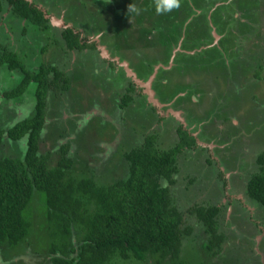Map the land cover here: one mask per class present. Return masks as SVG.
<instances>
[{"label":"rangeland","instance_id":"374dc122","mask_svg":"<svg viewBox=\"0 0 264 264\" xmlns=\"http://www.w3.org/2000/svg\"><path fill=\"white\" fill-rule=\"evenodd\" d=\"M33 1L54 18L52 25L44 30L30 25L31 30L22 31L21 21L12 18L9 6L0 0V45H11L32 70L38 63L54 64L64 73H71L73 68L80 74L79 77L72 73L74 78L70 76L67 91L56 89L46 93L45 127L39 152L50 153L48 163L56 165L60 157L58 144L68 143L69 154L74 159L68 175L92 176L100 183H107L126 173L123 153L141 144L146 134L155 132L158 147L168 148L178 142L177 130L181 126L194 137V142L178 154L175 183L170 185L173 202L183 212L181 226L191 228L182 238L180 257L187 264H264L262 210L244 195L246 176L259 168L257 154L264 150V0H200L195 10L204 17L191 22L190 15L185 19L181 9L178 18L172 16L160 26L170 27L176 18L173 22L181 25L182 39L177 45H171V41L163 44L168 60L153 61L148 75L141 74L135 68L136 63L139 57L148 56L144 51L149 44L160 42L150 35L148 39L152 41L127 43L132 48L124 42L115 47L113 41L117 38L111 35L112 26L120 21L114 18L110 8L113 5L124 8L127 2L137 4L140 0ZM140 7L146 8L143 4ZM223 8L222 15L216 14L217 9L223 11ZM55 19L73 26L81 37L95 41L97 46L86 49L87 56L68 52L60 34L64 26L55 24ZM124 24L130 34L139 26L135 15ZM118 28L121 36L119 25ZM154 32L155 37H160V32ZM169 32L174 36V29ZM181 42L190 44L185 51L193 54L189 55L192 58H209L208 65L176 69L172 55L176 50L183 51ZM43 44H47L45 50L39 48ZM211 48L219 52L208 55ZM76 56L81 63L75 65ZM108 58L115 62L108 64ZM126 67L134 72L136 79L127 74ZM21 77L19 71L0 65L1 129L32 113L33 81L18 98L3 97V91L14 87ZM131 81L132 100L120 107L119 97ZM159 81V86L164 87L167 83L183 84L175 89L183 90L161 102L154 87ZM152 104L156 109H150ZM23 143L24 139L14 141L4 135L0 156L21 157ZM42 196L41 191L33 192L25 209L30 221L28 235L13 248L0 247V264H50L48 219ZM194 205L219 208L217 232L224 237L219 251L208 252L202 247L208 234L199 219L188 211ZM71 233L73 245L79 244L81 229L73 225ZM168 263L166 258L162 264ZM106 264L156 262L151 255L144 260L114 256Z\"/></svg>","mask_w":264,"mask_h":264},{"label":"trees","instance_id":"16d2710c","mask_svg":"<svg viewBox=\"0 0 264 264\" xmlns=\"http://www.w3.org/2000/svg\"><path fill=\"white\" fill-rule=\"evenodd\" d=\"M5 1L9 4L13 17L22 19L26 25H32L33 29L44 30L50 25L43 11L33 4L34 1ZM199 1L181 0L180 8L166 14H156L150 1L140 0L137 5L143 4L149 16L150 14L153 16L147 26L142 22L144 11L140 15H135L139 25L137 37H133L128 31V26L124 24L130 17L127 6L113 7V15L120 21L112 26L111 35L117 38L114 39L113 46L117 47L122 42L126 45L135 44L136 41L149 38L150 35H153L155 41L160 42L162 46L170 41L171 45H177L181 25L173 22L174 19L170 27L160 24L171 20L172 16L180 15L181 9L185 12V19L190 15V22L203 18L204 16L195 10ZM224 8L223 11L217 9L216 14L222 15ZM213 15L211 13L210 19L214 23ZM221 15H218V19ZM118 25L122 30L121 36L117 32L120 30ZM173 29L174 36L169 32ZM154 31L160 32V37H155ZM78 36L71 27L61 31L62 42L68 49H82L88 45L81 42ZM46 47L47 44L39 46L41 50L42 48L45 50ZM181 47L189 49L190 44L181 42ZM209 50L211 51L208 55L213 51L219 52L214 48ZM189 55L193 54L181 50L174 52L172 60L176 63V69L185 70L208 65V55L207 60L202 56L197 60ZM167 58L165 50L161 57H139L137 69L141 74L148 75L153 69V61L160 59L167 62ZM210 63L212 64L213 60ZM0 65L22 74L14 87L3 91V97L18 98L30 82L35 83L32 113L4 129L0 128V144L4 135L14 141L24 139L21 157L0 156V247L13 248L26 239L30 221L25 209L33 192L41 191L48 219L50 264H106L114 256L144 260L150 255L155 257L156 264H162L166 258L169 259L168 264H187L180 257V246L183 236L188 234L191 228L181 226L183 212L173 202L170 185L175 183V174L178 170L177 156L183 147L194 142V137L179 126L178 142L168 148H160L157 144V135L150 132L144 136L141 144L123 153L127 161V171L123 176L107 183H100L92 176H70L68 171L72 168L74 159L69 154L68 143L58 144L60 157L56 165L48 163L50 156L48 151L43 154L39 152V142L42 140L45 127L46 92L68 89L70 79L54 64L38 63L36 69H30V64L25 62L19 52L6 43L0 45ZM159 83L161 82L154 83V87L161 102L168 101L183 90H175L177 86L181 87L183 84L167 83L164 87L159 86ZM126 88L119 97L120 107L127 106L132 100L130 90L134 89L133 82L128 83ZM151 108L156 109L153 104ZM256 161L259 168L249 175L244 191L247 199L261 208L264 219V150L257 154ZM218 209L215 205H194L188 208V211L199 219L208 234L207 241L202 246L208 252L219 251L224 239L223 234L217 232ZM73 225L82 231L80 242L76 245H73L70 239Z\"/></svg>","mask_w":264,"mask_h":264},{"label":"flooded vegetation","instance_id":"af4514ba","mask_svg":"<svg viewBox=\"0 0 264 264\" xmlns=\"http://www.w3.org/2000/svg\"><path fill=\"white\" fill-rule=\"evenodd\" d=\"M5 1V0H4ZM30 1H33V0H30ZM115 1H117V0H115ZM6 2V1H5ZM7 3V2H6ZM33 4H35V5H37L38 6V4H37V2H35L34 1V3ZM8 6H9V4H7ZM114 6V5H113ZM113 6L110 8L111 9V11L113 10L112 8H113ZM117 6V5H116ZM116 6H114V7H116ZM38 8H40L39 6H38ZM41 9V8H40ZM42 10V9H41ZM43 11V10H42ZM114 11V10H113ZM112 11V12H113ZM43 13H44V16L45 17H47L48 18V21H49V24L50 25H52L51 24V22H53L54 20H52L53 18H52V16L51 15H49V16H47L46 15V13L43 11ZM9 15H11V17L12 18H15V17H13V15L11 14V10H10V6H9ZM179 16H177L176 18H178ZM114 18H115V16H114ZM175 18V19H176ZM15 19H17V18H15ZM116 19V18H115ZM174 19V20H175ZM20 20V19H19ZM55 20H59V19H55ZM21 22H20V24H21V26H22V30H24L25 31V29H27V30H31V28L30 27H28V25H26L25 24V21H23L22 19L20 20ZM60 22L59 23H61V25L63 24V26L64 27H62L61 28V31H62V29H64V28H67V27H71V26H69V25H67V24H64L63 22H61V20H59ZM149 21L151 22V16H149V14H148V10L147 9H145V11H144V15H143V18H142V22H143V24L144 25H147L148 26V24H149ZM56 23L55 24H58V21H55ZM49 25V26H50ZM58 25H60V24H58ZM72 29H73V31L75 32V33H78V37H79V39H81V42H86V44H88V45H86L85 47H83L82 49H68V48H66L65 47V50H67L68 52L70 51H75L76 53H78L79 54V56L81 55V56H87V54H85L86 53V49L88 50L89 48L91 49V48H94V47H96L97 46V44H96V42L95 41H90L89 39H87V38H83V37H81L80 36V32L79 31H76L74 28H73V26L71 27ZM26 30V31H27ZM61 34V33H60ZM139 35V32L137 31V30H135L134 29V32H133V34H132V36L133 37H137ZM181 36V35H180ZM182 39V37L180 38H178V41H180ZM61 40H62V37H61ZM143 40H148V38H146V39H142V41ZM196 41V40H195ZM136 43H137V41H136ZM33 44V42L31 43V45ZM154 46H158L157 48L156 47H154ZM151 45V44H149V46H148V48H147V50L146 51H144V52H147V55L148 56H160L161 54H162V52H163V50H164V46H162L161 44H157V45ZM99 48V47H98ZM83 50V51H82ZM99 50H101L102 52H103V54H105L104 53V49L103 48H101V49H99ZM187 51V50H186ZM185 51V48L183 49V52H186ZM84 52V53H83ZM155 52L157 53L156 55H155ZM79 56H76V57H73V59H74V62H75V65H76V63H81L80 62V60H79ZM113 62H115L114 60H111V59H109L108 58V61H107V63L108 64H112ZM239 63V62H238ZM224 64H226V63H224ZM74 65V66H75ZM226 67H227V65H226ZM79 68V67H78ZM136 69L138 68V66H136L135 67ZM80 69V68H79ZM81 70V69H80ZM63 71V70H62ZM70 72L71 73H69V74H67V73H64V75H67V77L70 79L69 81H71V78H70V76L71 77H73L74 78V76L72 75V73L74 72V74H77L78 76L80 75V74H78V72L77 71H75L73 68L70 70ZM77 76V77H78ZM82 76H84V75H82ZM76 77V78H77ZM80 77V76H79ZM80 80V79H79ZM81 80L83 81V79L81 78ZM69 89V88H68ZM68 89H66L65 91H67ZM59 90V89H58ZM48 92V91H47ZM46 92V93H47ZM56 92V91H55ZM45 101H46V96H45ZM46 108H47V103L45 104V112H46ZM248 177V175L246 176V179H248L247 178ZM225 178V177H224ZM246 182H247V180H245L244 181V183H245V186H246ZM244 189H245V187H244ZM244 195H245V191H244ZM246 196V195H245ZM247 197V196H246ZM10 261H11V259H10ZM13 261H15V259L13 260Z\"/></svg>","mask_w":264,"mask_h":264},{"label":"clouds","instance_id":"9594fccd","mask_svg":"<svg viewBox=\"0 0 264 264\" xmlns=\"http://www.w3.org/2000/svg\"><path fill=\"white\" fill-rule=\"evenodd\" d=\"M181 6V0H153L152 7L156 14H166L174 9H178ZM145 11L144 8L138 6L135 3H129L127 5V13L129 16L140 15Z\"/></svg>","mask_w":264,"mask_h":264},{"label":"water","instance_id":"95a60500","mask_svg":"<svg viewBox=\"0 0 264 264\" xmlns=\"http://www.w3.org/2000/svg\"><path fill=\"white\" fill-rule=\"evenodd\" d=\"M52 20H54V18L52 19ZM58 21V24H61V23H59L60 21L59 20H57ZM104 51V50H103ZM104 53H105V51H104ZM122 65H124V66H126V64L124 63V62H122L121 63ZM126 72H127V74H129L133 79H136L135 78V74H134V72L129 68V67H126ZM148 83V82H147ZM176 114V113H175ZM177 115V114H176Z\"/></svg>","mask_w":264,"mask_h":264}]
</instances>
